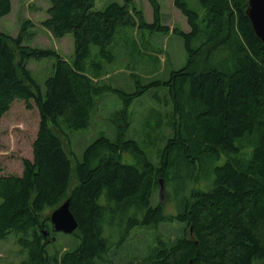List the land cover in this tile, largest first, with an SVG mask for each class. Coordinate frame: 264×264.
<instances>
[{
    "label": "trees",
    "instance_id": "1",
    "mask_svg": "<svg viewBox=\"0 0 264 264\" xmlns=\"http://www.w3.org/2000/svg\"><path fill=\"white\" fill-rule=\"evenodd\" d=\"M94 1L49 0L45 10L42 25L53 37L71 34L72 59L22 45L28 23L15 38L0 31V120L17 99L28 109L33 102L39 115L33 159H23L19 175H0V240L13 234L17 264H114L138 234L129 264H264V44L245 14L247 0H173L187 31L163 23L157 0H148L152 23L134 0L102 9H93ZM10 11L11 1L0 0V17ZM124 27L180 35L185 65L133 92L109 86L101 80L100 59H114L110 47ZM48 57L53 70L42 92L26 63ZM163 85L172 133L162 138L153 161L135 140L125 139L128 105ZM107 91L123 101L113 119L116 138L99 136L83 150L69 189L67 131L88 127L96 97ZM124 152L133 163L122 160ZM160 179L173 204L170 214L150 200ZM67 199L78 223L70 233L73 247L50 251L57 232L49 215ZM165 223L177 228L148 233Z\"/></svg>",
    "mask_w": 264,
    "mask_h": 264
},
{
    "label": "rangeland",
    "instance_id": "2",
    "mask_svg": "<svg viewBox=\"0 0 264 264\" xmlns=\"http://www.w3.org/2000/svg\"><path fill=\"white\" fill-rule=\"evenodd\" d=\"M11 11L0 17V31L15 38L22 32L24 23L29 26L24 30L25 36L22 45L55 50L65 59L73 58V38L70 33L61 38H55L42 25V20L47 17L46 9L49 0H10ZM162 14V21L169 29L174 27L183 31L189 30L185 17L173 6V0H157ZM111 2L121 3L122 0H95L93 9H102ZM134 8L142 11L147 22H153V7L148 0H134ZM162 23V24H163ZM115 40L111 44L110 51L114 59L104 63V71L101 80L109 86L125 92H133L137 85L151 84V82L168 79L170 72L180 69L186 63V51L182 38L175 32H161L153 29L132 30L124 27L115 33ZM93 54L98 52L96 46L90 47ZM157 56L156 59L154 58ZM98 56L91 55L96 60ZM54 58L48 57L40 60L29 59L26 67L33 78L39 83L44 92V81L52 73ZM134 73V77L130 74ZM167 89L163 86H151L148 91L135 98L128 105L130 112V125L125 130V139L135 140L141 149L155 161L158 149L163 147V137L172 133L168 126L169 114L172 107L168 100ZM117 92L107 91L96 97L97 107L93 111L88 127L67 131L69 144L65 143V150L70 156L72 165L71 189L75 182L74 166L77 160H81L83 150L97 137L105 136L115 140L116 123L113 122L114 114L123 107V101ZM38 110L32 102V108L28 109L21 100H14L10 109L0 120V175H19L23 169V159H33L32 144L36 137L39 122ZM158 117L162 122L158 123ZM149 123L147 126L146 122ZM147 134L150 137H147ZM163 138V139H162ZM122 160L133 163L134 159L128 153H122ZM157 162V161H156ZM151 202L164 204L166 213H172L173 204L168 200V191L162 183L159 191L154 192ZM156 229L148 228V233L156 235L161 228L175 229L173 223L159 224ZM144 230V229H143ZM139 229H132L131 233ZM130 233V235H131ZM147 234V233H146ZM148 237V234H147ZM73 235L57 232L50 241L49 250L63 252L73 246ZM136 241V242H135ZM141 235H132L126 241L118 254L114 264H129L135 254ZM74 242V241H73ZM70 243V244H69ZM135 248V249H134ZM14 236L10 233L5 239L0 240V264H17L20 256Z\"/></svg>",
    "mask_w": 264,
    "mask_h": 264
},
{
    "label": "water",
    "instance_id": "3",
    "mask_svg": "<svg viewBox=\"0 0 264 264\" xmlns=\"http://www.w3.org/2000/svg\"><path fill=\"white\" fill-rule=\"evenodd\" d=\"M245 10L249 18L255 35L264 44V0H247ZM162 179L159 180L160 186ZM69 200H65L61 205L55 208L49 215L50 223L56 232L65 234L72 233L77 228V220L69 208Z\"/></svg>",
    "mask_w": 264,
    "mask_h": 264
}]
</instances>
